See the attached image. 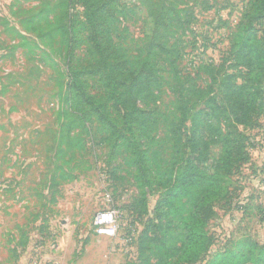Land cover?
I'll use <instances>...</instances> for the list:
<instances>
[{
  "label": "rangeland",
  "instance_id": "374dc122",
  "mask_svg": "<svg viewBox=\"0 0 264 264\" xmlns=\"http://www.w3.org/2000/svg\"><path fill=\"white\" fill-rule=\"evenodd\" d=\"M0 264H264V0H0Z\"/></svg>",
  "mask_w": 264,
  "mask_h": 264
},
{
  "label": "trees",
  "instance_id": "16d2710c",
  "mask_svg": "<svg viewBox=\"0 0 264 264\" xmlns=\"http://www.w3.org/2000/svg\"><path fill=\"white\" fill-rule=\"evenodd\" d=\"M248 10V7L247 9ZM259 11V10H258ZM257 15H255L253 18H256ZM248 19V15L247 12L241 22V28L240 31L241 32H246V28L250 26V23L252 20H247ZM244 44H251V37L249 34H246V38L243 41ZM98 46V45H97ZM245 47H242V50L244 51ZM125 76H122L123 79H125ZM69 83L67 84L66 87V92H65V104L67 106H75V107H80L83 109H89V110H95L98 114V116L100 117H104L105 119L109 118L104 111H102L99 107H98V103L96 104L94 97L85 89L83 83L77 81L75 78H72L70 75L67 76ZM260 76L257 77V79L259 80ZM119 82L118 81V76L114 77L112 75H103V83H104V89L106 91V93L108 94V96H110L113 101L117 104H120L121 99H123V93L122 90L119 87ZM235 89H238V91H243L246 86L243 85V83L240 86H234ZM243 102L245 103V101L243 100ZM72 112V111H71ZM73 116L75 117H80V113H73ZM212 113H208L205 112L202 115L205 118H208L209 115H211ZM121 118L124 120V124L126 126H128L129 128L132 127V120L130 118H128L127 115V110L126 109H122V115ZM203 128V131H200V129ZM129 131L133 134V130L129 129ZM225 132H228V129L225 130ZM234 135H236L237 133H235L233 131ZM204 134V127L200 126L197 127L196 129H194L192 131V136H191V141L194 143V146L197 144V140H199ZM223 148H226V145H223ZM141 149V148H140ZM139 149V147L137 146L136 143H131V150L133 155L136 157V160L140 163L143 161V154L141 152V150ZM226 154H224L222 159H226L225 157ZM203 204V209L204 211L208 212V207L206 205L205 202H202ZM201 205H198L197 207H195L194 212L196 213V218L195 219H202V221L204 220L205 216L204 215H197L198 213H200V208L202 207ZM198 216V217H197ZM194 219V217H192ZM202 226V225H201ZM196 223L189 222L188 224L185 225V228L187 229V240H186V244L184 247V251H183V257L187 260L193 258L195 259L197 252L200 249V252L203 251L205 249V244L204 241L206 237H204L205 235H201L199 236L200 233V228ZM202 231H203V227H202ZM203 240V242H202ZM192 260V259H191Z\"/></svg>",
  "mask_w": 264,
  "mask_h": 264
},
{
  "label": "built area",
  "instance_id": "2783aa9c",
  "mask_svg": "<svg viewBox=\"0 0 264 264\" xmlns=\"http://www.w3.org/2000/svg\"><path fill=\"white\" fill-rule=\"evenodd\" d=\"M115 219L114 211H107L96 216L94 225L96 233L101 236L113 237L115 234Z\"/></svg>",
  "mask_w": 264,
  "mask_h": 264
}]
</instances>
